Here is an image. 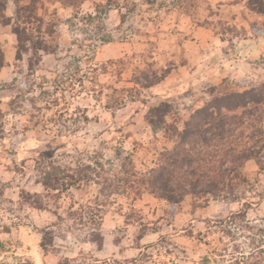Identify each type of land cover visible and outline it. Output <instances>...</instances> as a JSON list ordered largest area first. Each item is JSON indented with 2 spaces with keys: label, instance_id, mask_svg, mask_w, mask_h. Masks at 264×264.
I'll use <instances>...</instances> for the list:
<instances>
[{
  "label": "clouds",
  "instance_id": "clouds-1",
  "mask_svg": "<svg viewBox=\"0 0 264 264\" xmlns=\"http://www.w3.org/2000/svg\"><path fill=\"white\" fill-rule=\"evenodd\" d=\"M0 264H264V0H0Z\"/></svg>",
  "mask_w": 264,
  "mask_h": 264
}]
</instances>
